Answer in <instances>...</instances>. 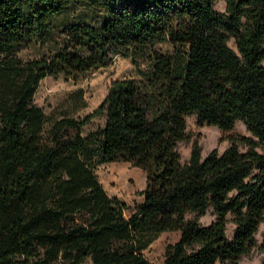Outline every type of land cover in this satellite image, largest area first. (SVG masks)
Listing matches in <instances>:
<instances>
[{"label":"trees","instance_id":"1","mask_svg":"<svg viewBox=\"0 0 264 264\" xmlns=\"http://www.w3.org/2000/svg\"><path fill=\"white\" fill-rule=\"evenodd\" d=\"M214 2L0 0V264H240L249 248L264 251V230L260 242L254 234L264 220V0ZM31 44L48 47L19 55ZM142 49L145 75L113 80L96 108L55 118L44 135L33 101L43 77L78 78ZM95 115L103 124L83 135ZM189 117L228 145L203 154ZM115 160L145 175L127 215L94 172ZM207 211L212 221L200 222ZM170 230L179 237L152 263L141 250Z\"/></svg>","mask_w":264,"mask_h":264},{"label":"rangeland","instance_id":"2","mask_svg":"<svg viewBox=\"0 0 264 264\" xmlns=\"http://www.w3.org/2000/svg\"><path fill=\"white\" fill-rule=\"evenodd\" d=\"M214 3L216 9L224 10V0H215ZM228 43L233 46L232 39H229ZM47 47L48 45L39 47V44H31L21 49L19 55L24 58L37 55ZM152 48L163 54L172 53V45L168 42H156L152 45ZM148 52L147 49L139 50L135 53L134 58H132L131 53L126 55L118 53L111 64L96 71L88 72L78 78H66L61 74L43 77L39 81V86L33 95V101L42 108L46 116L44 135H46V128L55 118L62 115L82 117L96 108L103 100L113 80L121 77L140 78L145 75L150 68ZM262 63H264V59ZM77 93L80 96V100L77 99L78 101L75 102L73 97L78 95ZM104 119V115L91 117L89 122L81 127V133L86 135L90 130L102 125ZM234 126L238 131H246L245 126L239 120L235 122ZM186 128L191 134V140L196 138L197 142L200 143L203 154L214 147L221 151L228 145L226 140L220 139L219 128L215 125H204L197 128L193 123V118L189 117ZM191 140L182 142L179 145L181 159H185L188 156ZM94 172L105 192L109 195H115L126 203L125 215L129 214L135 207L134 205L142 199V194L139 190L145 185V175L144 171L138 166H132L129 161L125 160L107 161L96 165ZM213 217L214 215L207 211L200 216L199 220L203 223H209ZM228 227L230 228L231 226L229 225ZM263 230L264 220H262L254 233L257 242H260ZM178 234L177 230L162 231L141 252L152 263H159L164 257L165 245L170 241L176 240L179 237ZM263 254L264 251L261 252L256 247H251L248 252L240 256V264H261ZM84 264H89V261H85Z\"/></svg>","mask_w":264,"mask_h":264}]
</instances>
